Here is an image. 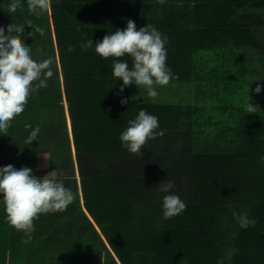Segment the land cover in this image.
Instances as JSON below:
<instances>
[{"label": "trees", "instance_id": "1", "mask_svg": "<svg viewBox=\"0 0 264 264\" xmlns=\"http://www.w3.org/2000/svg\"><path fill=\"white\" fill-rule=\"evenodd\" d=\"M10 2L0 0V26L5 35L9 24L25 27L21 40L31 48L34 60L53 58L54 75L46 88L30 94L7 134L0 132V160L11 153L15 169L28 167L33 174L41 142L38 136L30 145L26 141L37 126L41 134L60 122L63 97L72 123L75 112L92 109L100 117L104 109L113 107L111 96L116 95L102 92L103 85L119 87L123 81L107 76L110 65L96 54L95 43L117 29H126L131 19L137 30L148 24L167 37L166 65L174 77L170 80L173 91L156 85L160 93L153 103L134 106L158 117L156 132L164 131L154 139L156 146L165 148L155 151L160 172L147 176L156 184L173 181L171 192L187 208L165 220L164 193L160 192L158 220L143 222L146 227L132 219L125 223L128 204L113 200L119 198L116 193H101L91 185L96 179H110L127 188L126 183L132 186L140 175H100L81 168L83 205L76 179L70 177L74 174L57 175L75 199L62 212L39 214L30 240L8 223L0 194V264H264V162L260 159L264 156V0H166L164 4L158 0H51L50 9L39 17L28 11L26 0H21L16 13L9 14ZM29 20L45 29L43 37L27 35L33 31ZM88 39L94 45L83 50L80 45ZM69 47L74 51L69 52ZM124 58L129 57L119 59ZM93 63L98 74H93L91 85L88 74ZM258 84L260 93L255 92ZM183 86L192 94L180 101L176 91ZM93 87L100 92L93 93ZM248 102L258 107L256 113L245 111ZM101 130L107 135L111 128ZM93 150L79 159L80 165L95 161ZM67 157L58 156L53 163L67 165ZM126 193L131 194L128 189ZM128 194L132 199L133 192ZM246 210L256 223L242 229L233 211ZM165 227L171 229L172 238L164 244L154 236ZM150 231L156 233L151 236ZM231 248L238 252L229 256Z\"/></svg>", "mask_w": 264, "mask_h": 264}, {"label": "clouds", "instance_id": "2", "mask_svg": "<svg viewBox=\"0 0 264 264\" xmlns=\"http://www.w3.org/2000/svg\"><path fill=\"white\" fill-rule=\"evenodd\" d=\"M158 2L164 4L166 0H158ZM26 3L28 11L37 17L51 7V0H26ZM20 7L21 0H11L7 11L13 14ZM27 24L33 29L27 34L28 36L33 37L34 33H38L41 37L45 35L43 27L34 26L31 20L27 21ZM24 28L17 24H9L5 35V28L0 26V132L5 135L11 121L24 111L30 94L40 88H46L48 79L54 75L52 57L42 61L32 58L31 48L20 38ZM166 42L167 37L154 26L147 24L137 30L134 21L129 19L126 29H117L114 34L109 33L102 41L96 42L95 52L104 59L117 58L113 61L112 75L123 81V86L119 89L120 93H123L125 87L135 84L137 87L144 86L147 95L155 99L158 96L155 86H166L174 78L171 69L166 65ZM93 45L92 39H88L82 42L80 47L87 50ZM68 51L72 52L74 48L69 47ZM125 55L132 58L131 67L127 61L119 59ZM37 81L38 83L33 86ZM260 91L261 87L258 84L255 92L260 93ZM120 103L126 105L128 100L121 99ZM257 109V106L248 102L245 111L252 114L256 113ZM25 127L30 128L31 125ZM157 128H159L158 117L140 110L135 119L128 121V127L120 134L119 139L128 152L141 157L142 146L148 140L164 135L163 130L156 132ZM39 131V126L34 128L26 143L30 145L35 141ZM260 159L264 162V156ZM174 187L175 184L171 180H164L158 184V191L164 193L162 210L165 220L182 214L187 208V204L179 195L171 192ZM0 194L3 197L8 223L17 231H23L28 240L35 231L34 220L38 219L39 214L62 212L75 199L73 192L66 188L62 181L57 180L55 170L43 178H38L32 174L31 168L22 167L17 170L12 165L0 167ZM233 217L242 229H247L256 223L254 219L249 218L248 210L233 211ZM237 252L238 249L231 248L229 256Z\"/></svg>", "mask_w": 264, "mask_h": 264}, {"label": "crops", "instance_id": "3", "mask_svg": "<svg viewBox=\"0 0 264 264\" xmlns=\"http://www.w3.org/2000/svg\"><path fill=\"white\" fill-rule=\"evenodd\" d=\"M102 60H106L107 64L110 65L106 67L110 70L107 72V76H109L112 74L113 61L108 59ZM120 60L127 61L129 67L132 66L133 60L131 57H129L128 60L126 58ZM96 65L97 64L95 63L91 64L90 68L92 71L88 74V76H90L89 84L92 83V78L95 77L93 74H98V67ZM103 71L104 69H101L99 72L103 73ZM90 87L92 88V86ZM120 87L121 86L106 87L103 85L102 92H109L112 93V95H116L115 98L117 101L113 96H111V100L113 101L111 102V105H113V107L109 106L108 109H104V111H102L103 114L99 117L96 113H94V111H92V109L89 111L92 107V105H89L86 109L89 112H75V116H77L75 123H72L67 102L65 97H63L64 116H62L60 122L52 128H45V130L41 131V134H38L41 144L37 147L35 172L37 173L38 178H43L49 172L54 170L57 172V175H61L63 177H69L74 174V176L70 177H75L76 179L80 202L82 205V171L85 173L93 170L95 173H100V175H106L105 173H131L138 176L140 175L137 181H133L132 186L126 183L127 188H125V186L119 181L114 182V180H111L110 182V179L109 181L105 179H96L93 181V185L91 186L92 188H99L101 193L119 195V198L114 197L113 200H117L118 202L124 200V204H128L127 209L125 210H129V213L124 211L126 214L125 223L129 221V219H132V222L135 221L139 225L146 227L148 224H142L143 222L158 220L156 217V214H158L156 206L158 205L157 202L159 200L158 197L160 193L158 191V184H156L153 180L151 181L150 176L147 175H150V173L155 174L160 172L161 162L159 161V163H157L158 157H156L155 151L159 150L162 152L165 148H162L160 144L156 146L157 144H155V140L150 139L142 146V156L138 157L136 154L128 152L127 149L122 146V142L119 139L120 134L128 127V121L135 119L141 110L134 105L153 103L155 99H152L147 95V89L144 86L137 87L135 84H131L124 88L123 93H120ZM97 89L98 87H93L92 92L94 91L93 93H99L100 91ZM158 93L160 92L158 91ZM165 93L166 92L164 91V94ZM121 99H127L128 103L126 105H122L120 103ZM105 126L111 128L107 135L106 133H103L106 131L101 130V128ZM76 142L78 146L83 149L80 153L77 152ZM160 142L161 140H159V143ZM90 148H94L93 153H95V161L92 163L83 162L82 165H80L79 159L88 155L86 152H88ZM38 153H42L48 157L47 159H44L47 160L45 164L38 161ZM62 155H67V158L70 159H67V165H55L54 163L57 162L58 156ZM53 160H55L54 163ZM51 163L53 165H51ZM56 166L59 168H56ZM166 168L169 170V167H165L163 170ZM126 189H128L131 194L126 193ZM132 192L134 196L132 195ZM127 194L132 195V199L130 197L127 198ZM83 209L89 216L87 210L84 207ZM89 218L94 223L97 230L100 231L91 216H89ZM133 226L134 225L130 224V229H132ZM156 226L157 225H154L155 229ZM150 232H152L150 235L153 236V232L155 231ZM157 235L163 240L162 242L164 244L166 243V240L169 241V239L172 238L171 229L169 230L168 227H165L164 230H160V233L155 234L154 237L157 238Z\"/></svg>", "mask_w": 264, "mask_h": 264}, {"label": "rangeland", "instance_id": "4", "mask_svg": "<svg viewBox=\"0 0 264 264\" xmlns=\"http://www.w3.org/2000/svg\"><path fill=\"white\" fill-rule=\"evenodd\" d=\"M170 84H171V86H169V84H167V89L169 88V87H171V91L170 92H172L173 91V87H172V84H173V82L172 81H170ZM177 86V84H175V87ZM180 87V86H179ZM160 88H163V86L162 87H160ZM177 88V87H176ZM177 90V89H176ZM177 92V94H176V98L178 99V100H187V99H190V97H191V92L188 90V86H187V88L185 87V86H183L182 88H181V90L180 91H176ZM169 94V93H168ZM176 99V100H177ZM38 155V161L39 162H41V163H43V164H45L46 162H47V160H44V159H47L48 157L46 156V155H44V154H42V153H38L37 154ZM12 158H13V156H12V154L11 153H5V154H3L2 155V157H1V160H0V167H6L7 165H12L13 167H16V165H14L15 163L13 162V160H12ZM35 170V169H34ZM33 175L34 176H36L37 177V173L34 171L33 172Z\"/></svg>", "mask_w": 264, "mask_h": 264}]
</instances>
